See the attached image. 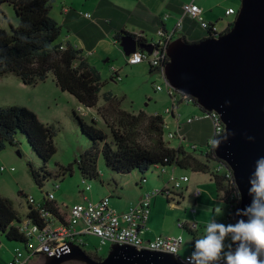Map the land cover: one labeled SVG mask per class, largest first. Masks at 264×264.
<instances>
[{
    "label": "rangeland",
    "instance_id": "rangeland-1",
    "mask_svg": "<svg viewBox=\"0 0 264 264\" xmlns=\"http://www.w3.org/2000/svg\"><path fill=\"white\" fill-rule=\"evenodd\" d=\"M99 1L53 0L50 9L51 17L62 25V33L57 42L65 44L66 41H72L81 45L84 56L99 70L104 85L99 93V101L96 106L86 107L74 95L62 91L54 82L52 74L44 82L37 85H26L20 77L14 74H8L0 79V106H26L34 110L43 123H49L55 129L54 141L57 151L47 163L48 169L55 173L60 170L61 166L72 163L71 172L66 170L64 174H61V177L49 178L44 187L41 188L35 183L31 175L29 162L39 167L43 165V161L33 150L24 134L18 133L16 136L17 143H7L6 147L0 150V194L12 200L22 221L27 220L30 206L29 196H33L37 201H42L46 193L51 192L63 208L65 206L70 208L74 203L82 202L83 190H85V195L89 194L91 198L110 195L111 206L119 212H123L131 203H137L145 192L155 189L162 190L168 186V182L171 183L169 180L173 166L167 165L165 167L166 173L153 165L145 173L139 170L130 173H118L106 166L103 156H100L98 161L100 176L94 179L83 178L75 160L90 146L92 141L83 132L78 118L86 124H91L94 119H97L96 125L108 131L109 127L98 112V109L105 103L104 96L107 92H112L118 97L121 100L120 107L128 112L137 114L144 111L148 114H161L168 124L164 130V139L170 146H177L178 143L184 142L187 145H196L199 151L206 150L208 147L202 138L184 140L182 136L179 138L178 136L175 138L168 137L169 131L179 133L181 126L191 123L190 121L199 113V106L192 101H184L179 104L178 101L182 92L176 88L174 89L178 101L173 102L162 74L154 66L151 72V66L147 62L129 63L128 58L132 53L127 55L119 40L115 41L114 22L109 19L102 20L101 23L100 21H97L98 23L93 21ZM115 1L124 3L129 7L137 5L136 0ZM195 2L202 8L201 15L204 12L206 19H212L219 31L226 29L229 22L233 24L241 5V0H195ZM229 6L235 9V14H226V9ZM70 12L71 14L77 12L86 16V19L78 17V20L86 21V28H89V31L93 30L92 36V32L87 33L89 35L87 38L75 34L77 30L72 32L71 29L77 28V25H74L70 20L65 21ZM86 13H90V16H87ZM90 21H93L98 27H94ZM174 21L175 18L172 21L174 24H170L171 27L175 26L177 20ZM18 22L19 19L12 5L2 4L0 28L9 30L11 24L17 25ZM124 22L129 26L133 24L131 21ZM139 29H145L148 43H153L159 39L158 31L149 25L143 28L139 27ZM131 31L137 35V32ZM176 37H182L180 31L176 32ZM158 84L163 86L162 90L156 89ZM105 111L108 112L106 109ZM171 111H175L176 116L173 117ZM200 113L203 115L204 112L201 111ZM175 174L179 177L185 174L190 177L188 183H183L184 197L179 196L180 191L177 189L173 191L174 193L170 197L159 194L152 199L147 238H155L159 235L182 236L184 243L180 255L185 256L189 252L196 251V239L208 234L204 229L209 220L212 219L217 224L227 226L228 212L225 203L219 200L215 182L209 173L194 172L176 167ZM143 177L146 180L140 183ZM58 184H60V188H55ZM88 184L92 185L90 190H86ZM197 188L202 189V195L196 202L194 191ZM138 197L140 198L137 199ZM196 203L197 211L192 212ZM63 208L61 211L64 212L65 209ZM51 221L63 222L57 216H52ZM179 222H185L188 226L181 227ZM193 223L196 224L194 228L190 227ZM216 234L220 235L218 229ZM232 238L233 235L230 232L224 234L221 241L223 256L233 246ZM83 240L84 250L92 257L107 256L111 243L102 244L100 238L93 234L84 235ZM32 241L36 243L34 239ZM17 248L21 249L24 256H28L29 252L25 243L9 240L0 232V264H9L14 258ZM45 257L46 255L37 253L28 258L26 264H42ZM80 262L71 260L63 264H85Z\"/></svg>",
    "mask_w": 264,
    "mask_h": 264
},
{
    "label": "trees",
    "instance_id": "trees-1",
    "mask_svg": "<svg viewBox=\"0 0 264 264\" xmlns=\"http://www.w3.org/2000/svg\"><path fill=\"white\" fill-rule=\"evenodd\" d=\"M4 3L12 5L19 22L17 25L11 24L9 30L0 28V79L14 74L26 85H37L52 74L54 82L62 91L71 93L86 107L96 106L104 82L96 66L84 56L82 48H77L71 41H66L65 44L57 42L62 33V25L50 15L53 0H0V8ZM99 4L113 5L108 0H101ZM183 5L177 19L182 16ZM124 13L132 19L130 10ZM167 17L169 18V14H166L164 20H167ZM164 20H161L163 25ZM209 23L211 27L205 28L197 19L185 17L182 27L178 28L175 34L180 31L182 37L190 42H197L205 39L208 34H218L212 28L216 23ZM232 26L231 23L225 30ZM159 29L168 31L165 27H158L156 31ZM123 35H133L139 43L149 44L144 36H137L123 29L116 30L115 39L120 40ZM150 71H153V67ZM186 96L181 93L179 104L188 101ZM104 97L105 103L98 112L109 127L108 131L96 125L97 119L91 124H86L78 118L83 132L92 141L75 160L84 179L100 176L98 161L100 156H103L106 166L118 173H130L134 170L145 173L151 165L158 164L177 165L181 169L209 173L219 192L224 180L219 173L213 171L215 166L212 164L219 161L213 145H210L206 152L184 143L170 146L164 139L166 123L161 114H148L144 111L131 113L120 107L121 100L112 92L105 93ZM192 102L199 106L195 99ZM199 108L207 112L203 107ZM18 133L27 137L29 144L43 161V165L39 167L29 162L31 175L41 188L49 178L61 177L66 170L72 171V163L61 166L55 173L48 169L47 163L57 151L54 141L56 131L52 125L43 123L38 114L26 106H0V150H3L7 143H17ZM55 188H60V184ZM50 194L51 192L46 193L44 200L37 202L52 216L60 217L64 221L63 215L66 216L67 206L63 208L55 199L49 197ZM83 194L85 195V190ZM103 197L105 196L101 198ZM29 205L27 219L30 223L43 226L44 218L41 213ZM62 208L65 209L64 212L61 211ZM23 222L12 200L0 194V232L7 239L21 241L27 247L31 236L23 232ZM104 257L96 256L95 259L101 260Z\"/></svg>",
    "mask_w": 264,
    "mask_h": 264
},
{
    "label": "water",
    "instance_id": "water-1",
    "mask_svg": "<svg viewBox=\"0 0 264 264\" xmlns=\"http://www.w3.org/2000/svg\"><path fill=\"white\" fill-rule=\"evenodd\" d=\"M119 42L127 55L139 48L154 49V44L139 43L133 35H123ZM167 53L165 74L170 84L206 111H217L225 123L226 131L217 138L215 152L233 170L241 194L239 209L245 208L252 201L247 191L249 174L255 160L264 155V0H241L229 30L218 36L208 34L197 42L177 37ZM248 218L237 212L235 222ZM71 260L85 264H181L173 253L117 243L101 260L71 244L68 251L46 256L42 264Z\"/></svg>",
    "mask_w": 264,
    "mask_h": 264
},
{
    "label": "built area",
    "instance_id": "built-area-1",
    "mask_svg": "<svg viewBox=\"0 0 264 264\" xmlns=\"http://www.w3.org/2000/svg\"><path fill=\"white\" fill-rule=\"evenodd\" d=\"M202 8L194 1L187 2L183 5V13L180 18L177 19L176 24L172 30L163 31L158 30L159 39L153 42L154 49L149 52L145 49H137L128 58L129 63H141L147 62L151 67L154 66L158 72H160L166 82L167 91L171 96L173 102H177V94L174 87L168 81L165 74V66L169 61L167 49L172 40H174L175 31L182 27L185 17H192L197 19L201 25L205 28L211 27L201 15ZM228 15L235 14L234 8H229L226 12ZM90 16V13H86ZM203 14V13H202ZM168 18V17H167ZM231 22L228 23V26ZM214 31L218 34L219 31L216 24L212 25ZM156 89L162 90L163 86L158 84ZM190 102L189 95L185 97ZM202 117L210 118L213 128V136L209 139V144H213L216 138L225 132V124L223 123L219 113L216 111L204 112ZM192 121V120H191ZM190 121V122H191ZM165 127H168L165 121ZM178 136L176 131H169L168 137L175 138ZM162 169L163 173L167 170L165 166L157 165ZM223 166H219L217 170H220ZM225 178L229 181L230 185L228 189L224 190L223 196L226 200L227 208L229 211L228 222L234 224L235 210L239 205V194L233 184V174L231 170H226L224 173ZM146 179H144L145 181ZM189 180L188 175L177 176L174 172L170 177V183H168L164 189H155L153 191H147L143 194L141 199L129 207L126 211L119 212L110 204V196H105L99 200L86 199L85 202H79L73 204L70 208L67 207L65 220L61 223L51 221L52 215L48 210H45L41 206L40 202L33 196L28 197V202L36 210H39L41 216L44 218V225L30 223V220H25L22 224V230L28 236H31V241L26 247L29 254L24 256L21 249L17 248L14 258L9 264H26L28 258H31L37 253L44 254L46 256L58 255L61 252L68 251L71 244H76L84 247L83 236L87 234H93L100 238L102 244H127L136 247L139 250L149 249L153 251L169 252L176 255L178 261L182 264H188L187 257L191 256L193 252L188 253L186 256H181L179 253L183 248L184 238L177 235H159L152 239H146L145 234L148 230V220L151 213L152 199L160 193H165L167 196L173 193L174 190L181 189L183 182ZM91 189V184L86 186V190ZM200 194L198 189L195 193L196 196ZM51 199H55L54 194L49 195ZM196 211L195 208L192 209ZM182 226L183 223L180 222ZM81 226V228H79ZM35 240L36 243L32 241ZM97 255V254H96ZM223 256L218 257L214 264H221Z\"/></svg>",
    "mask_w": 264,
    "mask_h": 264
},
{
    "label": "clouds",
    "instance_id": "clouds-1",
    "mask_svg": "<svg viewBox=\"0 0 264 264\" xmlns=\"http://www.w3.org/2000/svg\"><path fill=\"white\" fill-rule=\"evenodd\" d=\"M248 139L252 140L254 137L249 136ZM215 145L216 142L213 141V146ZM248 185L251 204L237 212L249 218L227 226L209 220L204 229L208 234L195 240L196 251L187 257L188 264H214L221 255V241L226 232L235 233L232 238L235 250L224 254L221 264H264V155L255 160ZM234 187L239 190L238 185ZM217 229L219 236L216 234Z\"/></svg>",
    "mask_w": 264,
    "mask_h": 264
},
{
    "label": "crops",
    "instance_id": "crops-1",
    "mask_svg": "<svg viewBox=\"0 0 264 264\" xmlns=\"http://www.w3.org/2000/svg\"><path fill=\"white\" fill-rule=\"evenodd\" d=\"M100 1H99V3H100ZM108 1L111 2V4H113V5L105 6V5H101L98 3L99 6L97 7V10H96V15L98 14V16H94L93 21H96V22L100 21V23H101L102 20L109 19V20L114 22V27L117 31L123 29V30L132 32L131 30H133V31L137 32V36H139V35L144 36L147 40H148V37L146 35L145 29L141 30V29H139V27L143 28L144 26L149 25V27H151L153 29L156 27V29H154V30H157L158 27H162V28L165 27L167 30L170 31L174 27V25H173V27H171L172 25H170V24H174L172 22L174 18H175V21L177 20V17L180 15V12L182 10L183 3L189 2L188 0H136L137 5H131L129 7V6H126L124 3H119L118 1H115V0L114 1L108 0ZM229 8H233V7L229 6L226 9V12ZM126 10L131 11L132 17H130V18H132V19H129L127 16H125L124 12ZM166 14H169V18L167 20H164ZM230 15H232V14H230ZM202 16L204 17V19L206 21L211 22V23H215L212 19H209V18L206 19L204 16V12H203ZM78 17L86 19L84 16H82L81 14H79L77 12H74L73 14H71V12H70L67 16L66 21L70 20V22H73L74 25H77V28H75V27L72 28V32H74V30H77L76 31L77 33H75V34H77L78 36L83 37V38H87L89 36V35H87V33L92 32L91 33V36H92L93 30L91 29L89 31V28H86V24H85L86 21L85 22L81 21V19L78 20ZM161 20H164V25L161 23ZM93 21H90L91 22L90 24H92L94 27L95 26L98 27V25L93 23ZM124 21H126V22L131 21L133 24H132V26H129ZM169 22H172V23H169ZM134 25H136V26H134ZM200 30L202 31L201 28H200ZM116 40H118V39H115V41ZM72 43L77 48H82L81 45H78L77 43H74V42H72ZM201 111L202 110L200 109L199 113L197 114L196 117H194V119L191 121V123L181 126V129H182V132H184L185 134L188 135V137H191L194 139L202 138L203 142H206L207 138L210 136V134L212 132V122L210 119L202 117V113H200ZM171 113L173 114V117L176 116L175 111H171ZM197 189H195V190H197ZM142 194L140 195V197L142 196ZM101 197H102V195H100L97 198H93V197L91 198L89 194L84 195L82 202H85L86 198H90L92 200H98ZM140 197H138L137 199H139ZM134 203L135 202L131 203V205H129L126 208V210L129 209V207L132 206ZM196 205H197V203H196ZM147 233H148V231L145 234L146 238H147Z\"/></svg>",
    "mask_w": 264,
    "mask_h": 264
},
{
    "label": "bare ground",
    "instance_id": "bare-ground-1",
    "mask_svg": "<svg viewBox=\"0 0 264 264\" xmlns=\"http://www.w3.org/2000/svg\"><path fill=\"white\" fill-rule=\"evenodd\" d=\"M190 98H191V101L194 99L193 97H191L190 96ZM190 101V102H191ZM208 112H212V111H208ZM217 112V111H216ZM218 113V112H217ZM220 115V114H219ZM221 117V116H220ZM222 119V118H221ZM223 121V120H222ZM224 123V122H223ZM225 124V123H224ZM225 126V125H224ZM225 131H226V126H225ZM223 134V133H222ZM221 134V135H222ZM221 135H219V136H221ZM180 136H182V139H184V140H188V135L187 134H185L184 132H182V129L180 128V131H179V133H178V138L180 137ZM213 136V128H212V132H211V134H210V136L207 138V140H206V144H207V146L209 147L210 145H213V144H209V139L211 138ZM218 136V137H219ZM177 137V136H176ZM217 137V138H218ZM217 138H216V140H215V142L217 141ZM181 143H184V142H180V143H178V145H180ZM185 144V143H184ZM177 145V146H178ZM216 146V145H215ZM193 147H196L197 148V146L196 145H194ZM208 147H207V149L206 150H203L204 152H206L207 150H208ZM198 149V148H197ZM159 165V164H158ZM157 166V165H156ZM162 166H164V165H162ZM167 165H165V167H166ZM168 166H173V168H174V172H175V168L176 167H178L177 165H168ZM214 168H213V171H215V173H219L221 176H222V179L224 180V184H223V186L219 189V192H218V197H219V200L221 201V202H224L225 203V206H226V210H227V212H228V215H227V225H229L230 223L228 222V216H229V211H228V208H227V204H226V200L224 199V196H223V191L224 190H226V189H228V187H229V185H230V183H229V181L225 178V176H224V173L226 172V170H231L232 171V174H233V184L234 185H237V183H236V180H235V176H234V172H233V170L229 167V165L225 162V161H222V160H220L219 159V161L218 162H216L215 164H214ZM219 166H223V168H221L220 170H217V168L219 167ZM158 168V167H157ZM167 170V169H166ZM222 170H224L223 172H222ZM186 175V174H185ZM182 176V175H181ZM144 179H146L145 177H143V179L141 180V182L140 183H142L143 181H144ZM170 181V180H169ZM190 181V177H189V180L187 181V182H183V183H188ZM169 183V182H168ZM167 183V184H168ZM170 186H171V183H170ZM91 187H92V185H91ZM200 190V194L198 195V196H196L195 195V193H196V191L197 190ZM197 190H195V192H194V196H195V200H196V202H197V199L202 195V189H200V188H198ZM237 189V188H236ZM177 191H180V197H183V184H182V188L181 189H179V190H177ZM237 191H238V194H239V205H238V207H237V209L235 210V214H234V224L236 223L235 222V216H236V213H237V210L239 209V207H240V205H241V194H240V191L237 189ZM174 193V192H173ZM172 193V194H173ZM160 194H165V193H163V191H162V193H160ZM172 194H170V196L172 195ZM166 195V194H165ZM108 196H110V195H108ZM158 196V195H157ZM167 196V195H166ZM170 196H167V197H170ZM155 198V197H154ZM86 199H90V198H86ZM92 200V199H91ZM79 203V202H78ZM75 204V203H74ZM135 204V203H134ZM151 205H152V203H151ZM194 208L196 209V211H197V208H196V204H195V206H194ZM193 209V208H192ZM195 211V212H196ZM193 212V211H192ZM150 215H151V213H150ZM150 218V217H149ZM149 221V220H148ZM183 223V225L181 226L180 225V222H179V225L181 226V227H187L188 225H187V223H185V222H182ZM190 227H192V228H194V227H196V224H192V225H190ZM149 229V228H148ZM148 231V230H147ZM231 233V232H230ZM233 236L235 235V233H231ZM147 239V238H146ZM148 239H152V238H148ZM112 246V245H111ZM110 246V247H111ZM83 248V247H82ZM84 249V248H83ZM147 250H149V249H147ZM182 250V249H181ZM235 249H234V245L231 247V248H229L228 249V252L229 251H234ZM153 251V250H152ZM161 252V251H160ZM189 253H191V252H189ZM87 254H89V253H87ZM180 254V253H179ZM89 255H91V254H89ZM175 255V254H174ZM176 256V255H175ZM182 256V255H181ZM186 256V255H185ZM220 256H223L222 255V253H221V255ZM106 257V256H105ZM178 260V259H177ZM180 262V261H179ZM181 263V262H180ZM182 264V263H181Z\"/></svg>",
    "mask_w": 264,
    "mask_h": 264
},
{
    "label": "flooded vegetation",
    "instance_id": "flooded-vegetation-1",
    "mask_svg": "<svg viewBox=\"0 0 264 264\" xmlns=\"http://www.w3.org/2000/svg\"><path fill=\"white\" fill-rule=\"evenodd\" d=\"M81 263V262H80ZM83 264V263H82Z\"/></svg>",
    "mask_w": 264,
    "mask_h": 264
}]
</instances>
